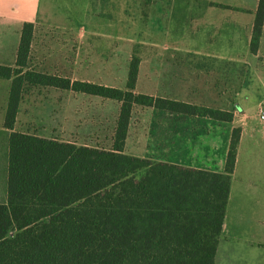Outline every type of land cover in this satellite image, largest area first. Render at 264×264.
<instances>
[{"label":"trees","instance_id":"trees-1","mask_svg":"<svg viewBox=\"0 0 264 264\" xmlns=\"http://www.w3.org/2000/svg\"><path fill=\"white\" fill-rule=\"evenodd\" d=\"M263 27L264 0H258L254 54ZM34 32L35 24L24 23L15 66L0 65V79L11 82L6 128L15 129L23 92L31 86L113 100L120 107L110 149L10 134L0 264H216L241 128L232 130L224 173L152 162L124 149L136 107L222 122H232L234 114L136 93V55L123 89L35 71Z\"/></svg>","mask_w":264,"mask_h":264},{"label":"rangeland","instance_id":"rangeland-1","mask_svg":"<svg viewBox=\"0 0 264 264\" xmlns=\"http://www.w3.org/2000/svg\"><path fill=\"white\" fill-rule=\"evenodd\" d=\"M74 24L35 27L30 67L72 81L123 89L130 61L141 62L137 92L230 111V124L209 122L188 130L221 142L234 125L264 128V27L256 54L250 50L258 0H59ZM0 82V105L7 86ZM120 104L50 87H27L16 129L78 146L110 149ZM136 107L125 153L152 162L168 148L177 122L196 120ZM197 142V135L191 134ZM263 148V147H262ZM261 151H264L263 149ZM244 148L240 174L250 162ZM138 157V156H137ZM146 169L136 173L140 178ZM0 175V196L5 176Z\"/></svg>","mask_w":264,"mask_h":264},{"label":"crops","instance_id":"crops-1","mask_svg":"<svg viewBox=\"0 0 264 264\" xmlns=\"http://www.w3.org/2000/svg\"><path fill=\"white\" fill-rule=\"evenodd\" d=\"M24 23H33L35 27L41 25L68 29L74 24V21L59 0H0V65L15 66ZM140 68L141 62L138 79ZM4 82L8 83L10 80H4ZM137 83L135 92L140 93L136 91ZM141 93L154 96L145 92ZM8 94L7 86V99ZM7 99L5 105H0V175L3 173L5 176V187H3L2 192L4 189L6 191L0 196V204L7 202L9 137L13 131H17L16 125L14 130L4 126ZM179 102L197 105L191 102ZM169 113L197 119L177 122L176 130L173 135L171 134L167 151L165 150L161 156H155L154 160L186 168L224 173L231 133L238 126L234 125L229 136L222 137L220 143L214 141L209 143L207 130L204 132L195 130L193 132L188 129L190 128L189 124H194V127H200V129H202L201 124H208L209 122L230 124L233 123L234 118L232 122H222L176 112ZM131 128L130 123L125 146L129 142ZM239 128H241L242 133L238 146L236 167L234 173L231 174L230 193L223 229L219 237L216 264H264V151H261L264 150V128L252 123L239 125ZM191 134L197 135V142L191 141ZM244 148L250 150L248 153V161L250 162L240 174V159ZM129 155L146 156L144 153H130Z\"/></svg>","mask_w":264,"mask_h":264},{"label":"built area","instance_id":"built-area-1","mask_svg":"<svg viewBox=\"0 0 264 264\" xmlns=\"http://www.w3.org/2000/svg\"><path fill=\"white\" fill-rule=\"evenodd\" d=\"M258 116H259L261 122L264 123V103H260L258 105Z\"/></svg>","mask_w":264,"mask_h":264}]
</instances>
